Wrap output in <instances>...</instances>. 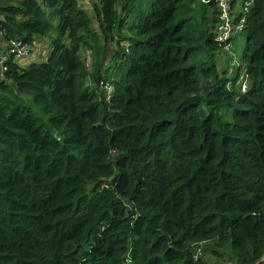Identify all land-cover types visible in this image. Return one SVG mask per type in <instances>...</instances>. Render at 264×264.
I'll return each instance as SVG.
<instances>
[{"label": "trees", "instance_id": "trees-1", "mask_svg": "<svg viewBox=\"0 0 264 264\" xmlns=\"http://www.w3.org/2000/svg\"><path fill=\"white\" fill-rule=\"evenodd\" d=\"M92 7L0 5V264H264V0L224 70L214 4Z\"/></svg>", "mask_w": 264, "mask_h": 264}, {"label": "built area", "instance_id": "built-area-1", "mask_svg": "<svg viewBox=\"0 0 264 264\" xmlns=\"http://www.w3.org/2000/svg\"><path fill=\"white\" fill-rule=\"evenodd\" d=\"M7 0H0L2 2ZM15 2H37L42 3L43 0H12ZM81 5L82 10L91 12L88 6L85 5V0H77ZM234 0H204V4H214L219 10V23L216 32L215 41L222 44H230L235 40L237 35H240L245 30V25L248 20V15L254 8L256 0H245L238 8L233 3ZM4 32H0V67L6 70V65L13 62L20 68L28 67L32 61L40 60L47 50L46 40L44 38L35 39L33 43H25L23 41H2ZM49 43V41H47ZM107 89H109L107 87ZM247 87H244L246 92Z\"/></svg>", "mask_w": 264, "mask_h": 264}, {"label": "rangeland", "instance_id": "rangeland-1", "mask_svg": "<svg viewBox=\"0 0 264 264\" xmlns=\"http://www.w3.org/2000/svg\"><path fill=\"white\" fill-rule=\"evenodd\" d=\"M99 0H85V5L88 6L90 9H93L92 5L95 3H98ZM201 3L204 2V0H200ZM237 8L239 6H236ZM210 11H214L215 7L209 8ZM98 25L96 24V27ZM246 43V38L244 35H237L235 40L232 41L230 44H218L219 46V53L217 54V62L219 63V66L222 67V70L225 69L226 66H232L235 64L238 66L241 64V55L244 50ZM32 62V59L30 60ZM30 62V63H31ZM43 117L47 118V115L43 114Z\"/></svg>", "mask_w": 264, "mask_h": 264}, {"label": "clouds", "instance_id": "clouds-1", "mask_svg": "<svg viewBox=\"0 0 264 264\" xmlns=\"http://www.w3.org/2000/svg\"><path fill=\"white\" fill-rule=\"evenodd\" d=\"M205 5H209V6H211L212 4H205ZM218 15H219V13H218ZM218 15H217V17H218ZM247 24V23H246ZM245 28H246V25H245ZM217 29H218V26H217ZM241 35V34H240ZM215 37H216V32H215ZM215 40V39H214ZM216 42V41H215ZM233 65H235V64H233ZM247 91V90H246ZM243 92L244 93H246L245 91H244V88H243Z\"/></svg>", "mask_w": 264, "mask_h": 264}]
</instances>
